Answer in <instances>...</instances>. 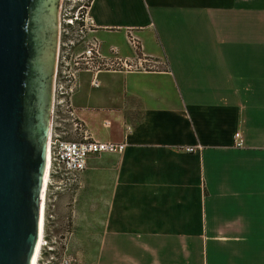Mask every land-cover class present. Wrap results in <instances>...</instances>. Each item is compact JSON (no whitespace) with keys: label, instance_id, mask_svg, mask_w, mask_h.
Returning <instances> with one entry per match:
<instances>
[{"label":"crops","instance_id":"crops-1","mask_svg":"<svg viewBox=\"0 0 264 264\" xmlns=\"http://www.w3.org/2000/svg\"><path fill=\"white\" fill-rule=\"evenodd\" d=\"M86 13L102 55L131 57L130 30L155 69L75 77L74 120L125 146L89 157L68 190L72 247L85 264H264V0H90Z\"/></svg>","mask_w":264,"mask_h":264},{"label":"water","instance_id":"water-1","mask_svg":"<svg viewBox=\"0 0 264 264\" xmlns=\"http://www.w3.org/2000/svg\"><path fill=\"white\" fill-rule=\"evenodd\" d=\"M59 0H0V264L38 235Z\"/></svg>","mask_w":264,"mask_h":264},{"label":"built area","instance_id":"built-area-1","mask_svg":"<svg viewBox=\"0 0 264 264\" xmlns=\"http://www.w3.org/2000/svg\"><path fill=\"white\" fill-rule=\"evenodd\" d=\"M89 3L90 0H77L73 16L63 21L65 27L76 25L75 43L78 50L71 56L65 53L61 57L53 75V79L57 81L56 88L50 97L55 124L53 139L49 141L47 177L56 179L67 190L74 185L77 175L85 169L86 160L89 157L100 154H120L125 146L123 143L92 141L80 123L74 120L68 99L76 88V75L80 72L88 73L91 76L90 85L96 87L95 77L100 72L131 73L155 69L154 64L140 54L139 42L130 30H125L124 41L132 52L131 57L119 56L114 48L109 49L107 56L102 55L99 43L86 38V34L91 30V20L86 13ZM62 46L66 47V45ZM66 124L70 126L69 130L65 128ZM125 131L128 132L129 128L126 127ZM69 135H73L76 139L67 140ZM232 139L234 148L242 147L239 134H234ZM197 150L198 147L184 148L186 153Z\"/></svg>","mask_w":264,"mask_h":264},{"label":"rangeland","instance_id":"rangeland-1","mask_svg":"<svg viewBox=\"0 0 264 264\" xmlns=\"http://www.w3.org/2000/svg\"><path fill=\"white\" fill-rule=\"evenodd\" d=\"M76 6L77 0H59L58 2L51 94H53L57 84L56 79H53L54 70L58 68L61 57L65 53L71 56L78 50V46L75 43L76 25L73 24L71 27H65L63 24L65 19L73 16ZM62 30L65 35L62 33ZM62 45H66V47L64 48ZM54 124L55 119L49 105L47 129L50 141L53 139ZM47 178V194L45 193L46 202H44V245L41 248L37 264H85V251L76 249V247H72L71 245L72 226L69 217V191L57 182L56 179Z\"/></svg>","mask_w":264,"mask_h":264},{"label":"bare ground","instance_id":"bare-ground-1","mask_svg":"<svg viewBox=\"0 0 264 264\" xmlns=\"http://www.w3.org/2000/svg\"><path fill=\"white\" fill-rule=\"evenodd\" d=\"M48 129H47V140H46V151H45V161H44V171L41 181V187L39 191V208H38V235H37V241L34 249V255L31 260V264H37L39 259V254L41 251V248L44 245V239H43V226H44V202L45 200V193L46 192V185H47V174H48V165H49V139H48ZM48 187V186H47ZM46 207V205H45Z\"/></svg>","mask_w":264,"mask_h":264},{"label":"flooded vegetation","instance_id":"flooded-vegetation-1","mask_svg":"<svg viewBox=\"0 0 264 264\" xmlns=\"http://www.w3.org/2000/svg\"><path fill=\"white\" fill-rule=\"evenodd\" d=\"M62 33L65 35V33L63 32V30H62ZM58 42H59V40H58ZM57 49H58V43H57Z\"/></svg>","mask_w":264,"mask_h":264}]
</instances>
